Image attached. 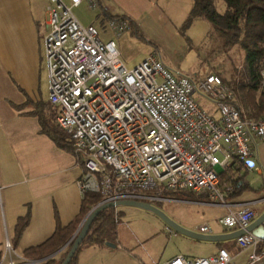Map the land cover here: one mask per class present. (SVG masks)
Returning <instances> with one entry per match:
<instances>
[{
	"label": "built area",
	"instance_id": "2783aa9c",
	"mask_svg": "<svg viewBox=\"0 0 264 264\" xmlns=\"http://www.w3.org/2000/svg\"><path fill=\"white\" fill-rule=\"evenodd\" d=\"M81 1L49 0L43 44L47 100L81 170L76 185L82 194L101 196L89 212L111 201H161L165 190L203 192L211 203L226 206L217 219L222 226L243 231L234 244L248 250L245 264H264V240L247 230L257 216L255 202H226L217 172L234 161L258 169L253 143L264 140V116L248 117L218 74L175 71L156 50L127 69L115 41L101 40L96 27L74 16L72 8ZM85 1L99 7L98 0ZM107 25L115 37L130 28L121 18H109ZM196 231L212 233L208 223ZM4 248H12L8 238ZM230 259V252L218 247L204 256L176 254L161 264H229Z\"/></svg>",
	"mask_w": 264,
	"mask_h": 264
},
{
	"label": "crops",
	"instance_id": "0c3cea01",
	"mask_svg": "<svg viewBox=\"0 0 264 264\" xmlns=\"http://www.w3.org/2000/svg\"><path fill=\"white\" fill-rule=\"evenodd\" d=\"M102 1L98 0L100 7ZM123 1L132 4L134 0ZM48 5L49 0H0V264H10V261L44 264L46 258L28 259L22 256V251L48 238L55 229L56 217L61 225L75 218L83 196L76 185L81 170L74 154L57 147L42 133L36 116L21 113L29 107L17 110L12 106V103L21 104L27 99L48 101V92L44 94L48 77L45 78L43 44ZM102 9L107 12L106 8ZM253 157L257 170L239 166V171H234L236 176L244 174L242 191L230 195L228 188L229 191L224 190L227 183L219 187L226 193V202H255L252 205L255 210L256 205L264 206V140L253 143ZM248 173L252 176L247 179ZM195 194L200 196L190 201L222 207V215L227 212L226 206L212 204L213 200L205 193ZM26 212L29 213L28 223L16 246L6 252L4 241L11 240L17 218ZM224 244L223 241L217 243V248ZM89 249L93 250L87 252ZM100 251L104 248L99 244L85 246L78 253L77 264H94V254L100 255ZM228 251L231 254L229 264L234 259H238L237 264L246 263L247 250L241 254L234 245ZM240 255L243 256L239 258Z\"/></svg>",
	"mask_w": 264,
	"mask_h": 264
},
{
	"label": "rangeland",
	"instance_id": "374dc122",
	"mask_svg": "<svg viewBox=\"0 0 264 264\" xmlns=\"http://www.w3.org/2000/svg\"><path fill=\"white\" fill-rule=\"evenodd\" d=\"M131 3L123 0H103L101 7L91 8L82 0L72 8V13L81 24H92L96 27L101 40L115 41L119 59L127 69H131L156 50L162 61L168 63L165 62L169 68L183 74L198 77L207 72H214L220 74L224 82L229 84L238 79L246 80L245 51L239 44L228 50L221 49L220 38L203 17H196L190 23H185L192 0H134ZM103 7L109 16L103 14ZM216 7L221 11L224 8L222 1L217 0ZM124 13L134 17L135 20L131 19L140 30L141 36L134 34L130 28L119 37L113 35L107 20L116 18L110 16ZM47 92L48 89L44 94L47 95ZM200 101L205 103V106H210L204 99L201 98ZM251 176L252 174L248 173L246 178ZM161 198L164 200L150 203L188 230L196 231V225L205 222L209 224L213 234L231 231L217 221L224 212L222 207L206 206L201 202L185 199L164 196ZM262 207L264 206H254L258 214L264 211ZM115 210L122 212L116 234L112 235L115 245L110 244L112 242L109 240L102 243L104 251H100V255L94 254V264H157L172 255L204 256L217 249L216 242L187 237L143 208L118 205ZM223 242L228 250L235 245L234 238ZM90 250L93 249L87 252ZM244 251L239 250V253ZM237 261L238 259H234L230 264H237Z\"/></svg>",
	"mask_w": 264,
	"mask_h": 264
},
{
	"label": "trees",
	"instance_id": "16d2710c",
	"mask_svg": "<svg viewBox=\"0 0 264 264\" xmlns=\"http://www.w3.org/2000/svg\"><path fill=\"white\" fill-rule=\"evenodd\" d=\"M216 1L192 0L185 23H190L196 17H203L220 38L221 49L228 50L235 44H239L244 49L247 65L246 80L238 79L236 81L232 80V84L226 83L235 90L238 100L245 108L248 117L255 119L262 117L264 116V0H220L224 7L221 11L217 9ZM103 14L108 15L106 11ZM110 17L128 20L132 32L141 36L140 30L129 16L122 14ZM218 75L222 78L220 74ZM222 80L224 81L223 78ZM12 106L17 110L29 107L28 110L21 113L36 116L40 131L53 140L57 147L73 153L70 139L56 125L54 121L55 111L48 101L27 99L21 104L12 103ZM239 166L242 167L241 163L234 161L218 173L219 185L227 183L224 190L228 188L231 192L230 195L239 193L244 188L242 187L244 174L238 176L234 174V171L236 173L239 171ZM163 194L165 197L185 200H193L200 196V194L184 190H165ZM100 200L99 193L85 192L75 218L66 225H61L56 217V226L52 234L43 242L25 248L22 251V256L28 259L46 258L44 264H61L77 234L64 248L57 253L55 252L70 239L91 206ZM121 215L122 212L116 211L115 207L101 209L92 219L85 236L68 264H77V256L83 246L102 245L106 240L114 243L112 235L116 234V227ZM28 219V212L17 218L13 237L10 240L12 248L16 246L23 229L28 223ZM1 258L2 251H0V260Z\"/></svg>",
	"mask_w": 264,
	"mask_h": 264
},
{
	"label": "water",
	"instance_id": "95a60500",
	"mask_svg": "<svg viewBox=\"0 0 264 264\" xmlns=\"http://www.w3.org/2000/svg\"><path fill=\"white\" fill-rule=\"evenodd\" d=\"M221 169L217 167V172H219ZM118 205H130V206H137L140 208H143L145 210H148L152 212L153 214L157 215L160 217L168 226L173 228L175 231L193 238L197 240H206V241H212V242H221L227 239H232L236 237L237 235H240L243 231L242 230H233L227 233H222V234H203L199 233L197 231L193 230H188L176 222H174L172 219L168 218L158 207L155 205L148 203V202H141V201H135V200H118V201H111V202H106L103 204L98 205L95 207L93 210L90 212L88 211L84 218L80 221L78 224L76 230L70 237V239L55 253L60 251L62 248H64L67 243L76 235V237L73 240V243L68 250L65 258L61 262V264H68L70 258L72 255L75 253L77 247L79 246L81 240L85 236L87 229L94 218V216L103 208L106 207H116ZM247 230H250L253 234H255L258 238L264 240V212H261L248 226ZM113 246L115 245L114 243H110ZM54 253V254H55ZM53 255V254H52Z\"/></svg>",
	"mask_w": 264,
	"mask_h": 264
}]
</instances>
